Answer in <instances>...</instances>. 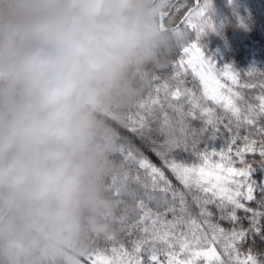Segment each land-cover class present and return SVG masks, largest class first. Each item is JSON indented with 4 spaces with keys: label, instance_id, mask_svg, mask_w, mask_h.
I'll return each instance as SVG.
<instances>
[{
    "label": "snow or ice",
    "instance_id": "1",
    "mask_svg": "<svg viewBox=\"0 0 264 264\" xmlns=\"http://www.w3.org/2000/svg\"><path fill=\"white\" fill-rule=\"evenodd\" d=\"M168 7L176 47L113 122L116 231L72 264H264V79L205 54L209 0Z\"/></svg>",
    "mask_w": 264,
    "mask_h": 264
},
{
    "label": "clouds",
    "instance_id": "2",
    "mask_svg": "<svg viewBox=\"0 0 264 264\" xmlns=\"http://www.w3.org/2000/svg\"><path fill=\"white\" fill-rule=\"evenodd\" d=\"M146 24L145 0H9L0 13V205L12 214L5 264H21L41 243H67L62 226L97 211L93 113Z\"/></svg>",
    "mask_w": 264,
    "mask_h": 264
},
{
    "label": "trees",
    "instance_id": "3",
    "mask_svg": "<svg viewBox=\"0 0 264 264\" xmlns=\"http://www.w3.org/2000/svg\"><path fill=\"white\" fill-rule=\"evenodd\" d=\"M209 4L212 27L200 37V44L204 45L207 42L211 49L217 47L237 74L250 76L253 79H264V0H212ZM8 8L9 0H0V13L6 12ZM182 14L183 12L174 14L173 20L168 12L164 20L167 27L164 30L165 34H169L178 24ZM175 47L174 39L163 41L146 52L140 50L135 53L116 81L104 92L100 106L93 113L94 173L91 183L101 203L96 212L85 211L74 219L75 227L71 240L75 249L88 252L94 238L116 231L117 226L113 222L115 204L108 192L110 175L117 168L120 159L115 155L113 122L122 119L124 110L134 102L142 90L138 73L157 62H163ZM149 158L158 167L160 166L159 161L154 157ZM166 175L172 179L170 173L166 172ZM4 208L5 206L0 205V214ZM17 223L19 225L18 221ZM95 224H106L110 227L101 233L95 230L93 227ZM38 251L36 248L32 254L37 257ZM76 256L82 257L78 253ZM26 258L22 259V263L31 264L30 260L26 263ZM59 260L57 258L56 261Z\"/></svg>",
    "mask_w": 264,
    "mask_h": 264
},
{
    "label": "rangeland",
    "instance_id": "4",
    "mask_svg": "<svg viewBox=\"0 0 264 264\" xmlns=\"http://www.w3.org/2000/svg\"><path fill=\"white\" fill-rule=\"evenodd\" d=\"M211 1L212 0H209V2ZM145 5L147 10L145 40L136 53L140 52V50L146 52L163 41L168 42L175 39L173 35V29L170 30L169 34H165L164 31L165 29H167L166 25L164 24V20L166 18V11L167 9H169L168 0H145ZM183 15L184 12L180 19H182ZM201 46L205 51V54L215 60L219 66L227 65L233 69V67L225 61L223 53L218 50L217 47L211 49V46L207 42H205L204 45L201 44ZM4 209L1 211V213L4 211ZM9 213L10 212L8 211L5 218L0 223V246L3 245L4 240L9 235V229L12 227V214ZM74 227V220H70L62 226V233L70 237L67 243L59 244L55 247L49 246L47 243H41L37 248L39 250V255L36 257L32 253L29 254L28 256H26V263L30 260L31 264H42V261L43 264H72L73 261L78 260L79 258L76 256L77 253L83 256L87 252L75 249L72 246L71 234L74 230ZM13 234L19 235L18 223L17 231ZM57 258L60 259L59 262L56 261ZM3 260V258H0V264H2V262L5 263V261ZM21 264L24 263H22L21 261Z\"/></svg>",
    "mask_w": 264,
    "mask_h": 264
},
{
    "label": "water",
    "instance_id": "5",
    "mask_svg": "<svg viewBox=\"0 0 264 264\" xmlns=\"http://www.w3.org/2000/svg\"><path fill=\"white\" fill-rule=\"evenodd\" d=\"M7 213H8V209L6 207L5 210L3 211V213L0 215V223L4 219V217L6 216Z\"/></svg>",
    "mask_w": 264,
    "mask_h": 264
}]
</instances>
